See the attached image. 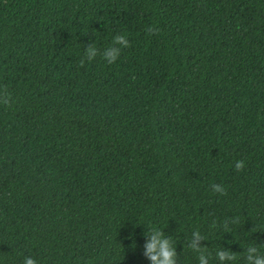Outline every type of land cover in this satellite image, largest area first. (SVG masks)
<instances>
[{"label": "trees", "instance_id": "obj_1", "mask_svg": "<svg viewBox=\"0 0 264 264\" xmlns=\"http://www.w3.org/2000/svg\"><path fill=\"white\" fill-rule=\"evenodd\" d=\"M153 228L264 246V0H0V264H153Z\"/></svg>", "mask_w": 264, "mask_h": 264}, {"label": "clouds", "instance_id": "obj_2", "mask_svg": "<svg viewBox=\"0 0 264 264\" xmlns=\"http://www.w3.org/2000/svg\"><path fill=\"white\" fill-rule=\"evenodd\" d=\"M150 32L152 33H157L158 29L156 28H151ZM115 42L120 43V44H125L126 45V40L124 39L123 36H117L115 37ZM96 55V52L94 50V47H89L88 49V56L89 59L94 58ZM120 53L116 49L110 50L106 54V59L108 60L109 64L115 63L116 60L119 58ZM5 105H7V101H3ZM244 164L242 161H238L236 163V170L241 171L243 170ZM216 191L220 192L221 194L224 193V189L220 188L219 186L216 187ZM196 238L200 239L198 233L196 234ZM192 250L195 251L197 250L196 244H192ZM260 247L264 246H253L249 247L247 249V262L248 264H264V255H257L253 257L251 254L252 253H258L260 250ZM146 255L148 258L151 259L153 264H175V259H176V253L174 248L171 247V241L169 239L163 238V232L161 230H156L153 228V233L151 234V241L146 245ZM219 259L223 261L226 258V254L221 251L218 252ZM227 258L236 260L238 259L237 254L235 253H227ZM24 264H35V261L33 259H25ZM201 264H205L203 258L201 257Z\"/></svg>", "mask_w": 264, "mask_h": 264}]
</instances>
